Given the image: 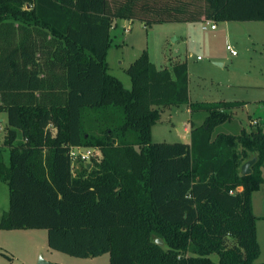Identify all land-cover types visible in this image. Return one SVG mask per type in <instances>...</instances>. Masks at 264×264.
Listing matches in <instances>:
<instances>
[{
  "label": "trees",
  "instance_id": "1",
  "mask_svg": "<svg viewBox=\"0 0 264 264\" xmlns=\"http://www.w3.org/2000/svg\"><path fill=\"white\" fill-rule=\"evenodd\" d=\"M116 20L264 22V0H0V230L44 229L51 250L109 264H264L253 211L264 131L214 136L245 103L191 102L186 60L158 69L145 50L127 89L107 62ZM181 105L208 115L190 144L153 143L162 111ZM75 147L99 159L74 173Z\"/></svg>",
  "mask_w": 264,
  "mask_h": 264
},
{
  "label": "rangeland",
  "instance_id": "2",
  "mask_svg": "<svg viewBox=\"0 0 264 264\" xmlns=\"http://www.w3.org/2000/svg\"><path fill=\"white\" fill-rule=\"evenodd\" d=\"M216 24L221 27L223 23ZM231 25L235 28L230 33L228 41L237 52L236 57L226 49L225 37L219 34V31L213 40L211 36L213 34L198 35L194 44L191 43L194 36L191 35L189 39L182 25L145 26L142 22L135 21L128 32L122 27L113 29L114 40L107 58L109 73L120 79L127 89H131V80L126 71L143 51L149 52L151 61L158 69L170 67L173 59L186 60L189 68L191 102L245 103L240 108L228 111L231 115L230 120L218 125L214 130V136L221 133L239 135L243 129L264 131V22H238ZM199 57L203 61H200ZM0 116L4 120L0 129V145H3L7 115L0 113ZM207 116L206 112L191 113L188 105L166 108L162 111L160 121L153 127L152 141L188 144L191 142V126H199ZM253 120L262 122L257 126L251 123ZM4 158L9 164L8 149L4 151ZM94 159H99L98 151ZM91 162L92 160L87 163ZM80 167L79 162L73 163L74 173ZM263 170L264 167L262 172ZM9 209V188L0 182V214H8ZM19 231H34L29 233L35 234ZM47 242V231L44 229L0 230V264H38L40 260L60 264L58 257H61L65 264H74L73 259H78L51 250ZM262 242L264 248V241ZM106 255L109 264L108 254L99 256L98 259H104ZM211 258L214 261L218 260L216 255Z\"/></svg>",
  "mask_w": 264,
  "mask_h": 264
},
{
  "label": "crops",
  "instance_id": "3",
  "mask_svg": "<svg viewBox=\"0 0 264 264\" xmlns=\"http://www.w3.org/2000/svg\"><path fill=\"white\" fill-rule=\"evenodd\" d=\"M122 21H124V22H122ZM134 22L135 21H129V20H116L114 22V28L113 29L116 30V29H119V28L122 27L123 30L126 31L127 29H130V26L133 27ZM203 22L204 21L198 22V23H173V24H168V25H174V24H176V25H182V26H184V28L186 29L187 35L190 37L189 39H191V35L194 36V38L191 39L192 40L191 43H194V44L197 42L196 39L198 38V35L199 36L200 35L202 36L203 33L213 34V35H211L212 36V40H213V39L216 38V36L218 34V31H219V34H222L225 37V40H226V42H225L226 43V49H227V46L228 45L231 46V44H229L228 37L230 38V33H232L233 32V29L235 28L231 24L238 23V22L223 23L221 25V27H218V25H217V29L216 30H211L210 28L208 30H203V28H202L203 27ZM111 35H112V33H111ZM211 36L209 37V40L211 39ZM203 37H205V35ZM231 47H233V46H231ZM234 57H236V56H234ZM200 61H203V59H200ZM220 65L223 66L222 63H220ZM230 83L232 84L233 82L230 81ZM234 85L235 86H238L237 84H234ZM0 119L2 120V124H3V121L4 120L1 118V116H0ZM254 122L255 123H258L257 125L259 126L262 121L253 120L251 123H254ZM202 124H200V125H202ZM191 128H192V126H191ZM188 144H190V143H188ZM263 174H264V170L262 172V175ZM263 179H264V175H263ZM253 211H254L257 219H258L257 220V234H258V241H259V244H260V247H261V255H260V258L258 259V262L259 263H264V259H262L263 256H264V254H263L264 253V248H263V242H262V241H264V183L260 186L259 190L256 191L253 194ZM4 215H1L0 214V219ZM19 232H21V233L23 232L25 234H33V235L35 234V233H29V232H34V231H19ZM29 238H32V237H29ZM47 241H48V234H47ZM36 250H37V248L35 246V251ZM98 258L99 257L93 258V259H73L72 263H74V264H106V262H107V264H108V257H107V255H106V257H104V259H100L99 260ZM58 261H60V264H65L63 262V260L61 259V257H58ZM109 262H110V260H109ZM13 263H15V262H13ZM47 263L50 264L49 262H47Z\"/></svg>",
  "mask_w": 264,
  "mask_h": 264
},
{
  "label": "built area",
  "instance_id": "4",
  "mask_svg": "<svg viewBox=\"0 0 264 264\" xmlns=\"http://www.w3.org/2000/svg\"><path fill=\"white\" fill-rule=\"evenodd\" d=\"M203 30H208L209 28L211 30H216L217 29V24L211 20H205L203 22ZM129 29L126 30V32H128ZM227 50L230 51V53L233 56H237V52L231 47V46H227ZM200 59V57L198 58ZM254 124H256L254 122ZM2 128V120L0 119V129ZM96 149L94 148H82V147H75L72 148L70 151V156L72 159V162L75 163L77 162H83V163H87L89 162L92 158L96 157Z\"/></svg>",
  "mask_w": 264,
  "mask_h": 264
},
{
  "label": "water",
  "instance_id": "5",
  "mask_svg": "<svg viewBox=\"0 0 264 264\" xmlns=\"http://www.w3.org/2000/svg\"><path fill=\"white\" fill-rule=\"evenodd\" d=\"M258 159L257 157L254 155L252 156L250 159H248L246 162L243 163V165L240 168V174L242 176H249L253 173V167L254 165L257 163ZM88 167H91V164H88ZM156 243L160 246H163V241L158 239L156 241ZM38 264H48L46 261L44 260H40Z\"/></svg>",
  "mask_w": 264,
  "mask_h": 264
}]
</instances>
